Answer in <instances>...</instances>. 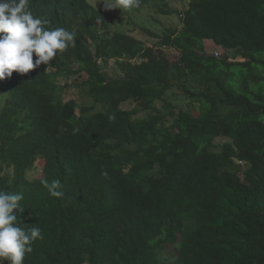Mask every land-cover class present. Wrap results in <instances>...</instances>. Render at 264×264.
Masks as SVG:
<instances>
[{
  "label": "trees",
  "instance_id": "16d2710c",
  "mask_svg": "<svg viewBox=\"0 0 264 264\" xmlns=\"http://www.w3.org/2000/svg\"><path fill=\"white\" fill-rule=\"evenodd\" d=\"M159 1L181 27L147 45L86 0H31L76 44L0 81V190L43 235L23 264H159L169 247L174 264H264V0Z\"/></svg>",
  "mask_w": 264,
  "mask_h": 264
},
{
  "label": "clouds",
  "instance_id": "9594fccd",
  "mask_svg": "<svg viewBox=\"0 0 264 264\" xmlns=\"http://www.w3.org/2000/svg\"><path fill=\"white\" fill-rule=\"evenodd\" d=\"M105 10L132 9L140 0H99ZM31 0H0V81L10 78L15 71L27 74L41 64L50 66L58 52L76 44V34L64 27L48 28L47 21L33 13ZM35 56V59H34ZM115 119V117H111ZM42 184L50 196H64L59 179L47 178ZM23 193L0 190V264H23L31 245L43 239L39 227H20L14 210L22 211Z\"/></svg>",
  "mask_w": 264,
  "mask_h": 264
},
{
  "label": "rangeland",
  "instance_id": "374dc122",
  "mask_svg": "<svg viewBox=\"0 0 264 264\" xmlns=\"http://www.w3.org/2000/svg\"><path fill=\"white\" fill-rule=\"evenodd\" d=\"M86 1L88 4L93 6L96 11H99L102 14L111 33L121 32L131 35L132 37L135 36L136 39L142 41L147 45H152L154 42H157L156 39L151 38L152 35L150 34V32L152 34H156L157 36H162L165 35L167 33V30L169 29L181 27L177 15L166 16L162 14L161 9L163 8V4H165V2L163 3L159 0H150L147 6L140 11H133L131 9L124 8L105 10L102 2H99V0ZM169 5L178 8L179 10L180 8L186 7V2L177 0L175 2H171ZM144 29L148 30V32H145ZM205 50L207 54H213L219 58L224 56V52L222 51V49L216 47L211 42H205ZM167 52L171 61H175L177 59V53L172 50ZM119 64L120 62H110L106 68V74L112 78L120 77L121 72L117 68V65ZM52 79L57 81L59 86L70 85V88L63 90L61 93V97L64 101L73 99L79 102L77 90L73 88V81H71V79H68L66 77H62L59 79L52 77ZM1 90L2 87L0 85V91ZM187 102V100L181 99V103L183 105L185 103L188 104ZM1 107L2 106L0 104V109ZM136 107L137 106L135 103H126L122 106L123 109L129 111H135ZM139 115L142 116L143 113L139 112ZM42 163V161H38L37 165L40 166L42 165ZM34 176L35 175L33 174V177ZM175 262L176 250L174 247H169L161 254L159 264H174Z\"/></svg>",
  "mask_w": 264,
  "mask_h": 264
}]
</instances>
